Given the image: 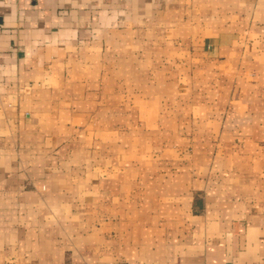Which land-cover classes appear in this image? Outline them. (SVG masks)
Here are the masks:
<instances>
[{"label":"crops","instance_id":"obj_1","mask_svg":"<svg viewBox=\"0 0 264 264\" xmlns=\"http://www.w3.org/2000/svg\"><path fill=\"white\" fill-rule=\"evenodd\" d=\"M0 24V264H264V0Z\"/></svg>","mask_w":264,"mask_h":264},{"label":"built area","instance_id":"obj_2","mask_svg":"<svg viewBox=\"0 0 264 264\" xmlns=\"http://www.w3.org/2000/svg\"><path fill=\"white\" fill-rule=\"evenodd\" d=\"M1 33H2V27H1V24H0V35H1Z\"/></svg>","mask_w":264,"mask_h":264}]
</instances>
